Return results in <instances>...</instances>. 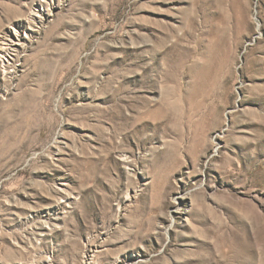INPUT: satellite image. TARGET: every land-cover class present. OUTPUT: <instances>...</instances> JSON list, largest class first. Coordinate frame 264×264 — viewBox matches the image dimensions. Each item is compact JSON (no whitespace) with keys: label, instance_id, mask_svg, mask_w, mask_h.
<instances>
[{"label":"rangeland","instance_id":"1","mask_svg":"<svg viewBox=\"0 0 264 264\" xmlns=\"http://www.w3.org/2000/svg\"><path fill=\"white\" fill-rule=\"evenodd\" d=\"M0 264H264V0H0Z\"/></svg>","mask_w":264,"mask_h":264},{"label":"bare ground","instance_id":"2","mask_svg":"<svg viewBox=\"0 0 264 264\" xmlns=\"http://www.w3.org/2000/svg\"><path fill=\"white\" fill-rule=\"evenodd\" d=\"M9 45H10V44H6V45L1 49V56H2V57H5V56H6L5 53L7 52V49H10V46H9ZM5 59H6V58H3V61H6ZM2 69L5 70L6 67L3 65Z\"/></svg>","mask_w":264,"mask_h":264}]
</instances>
